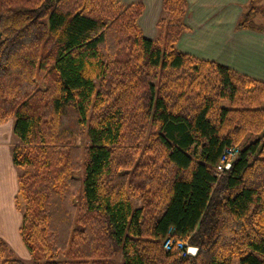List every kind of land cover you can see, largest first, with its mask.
Here are the masks:
<instances>
[{
	"label": "trees",
	"instance_id": "trees-1",
	"mask_svg": "<svg viewBox=\"0 0 264 264\" xmlns=\"http://www.w3.org/2000/svg\"><path fill=\"white\" fill-rule=\"evenodd\" d=\"M161 6L148 38L140 1L0 0L28 264H264V80L177 49L186 1ZM0 264L27 263L0 237Z\"/></svg>",
	"mask_w": 264,
	"mask_h": 264
},
{
	"label": "crops",
	"instance_id": "crops-1",
	"mask_svg": "<svg viewBox=\"0 0 264 264\" xmlns=\"http://www.w3.org/2000/svg\"><path fill=\"white\" fill-rule=\"evenodd\" d=\"M120 1L124 5L141 1L143 11L138 25L144 36L157 37L156 21L163 16L162 0ZM185 1L183 23L186 29L176 42L177 49L196 57L216 60L264 80V24L237 27L249 0ZM12 126L13 118L0 122V237L13 248V242L16 246L21 245L25 252L19 233L21 211L15 205L18 169L12 161V146L16 141Z\"/></svg>",
	"mask_w": 264,
	"mask_h": 264
},
{
	"label": "rangeland",
	"instance_id": "rangeland-1",
	"mask_svg": "<svg viewBox=\"0 0 264 264\" xmlns=\"http://www.w3.org/2000/svg\"><path fill=\"white\" fill-rule=\"evenodd\" d=\"M141 2V1H140ZM262 4L264 3V0H261L260 2H258V4ZM255 4V3H254ZM262 14L264 13H261V11H259L256 15V17L253 19V24H258V25H261V24H264V16H262ZM261 23V24H260ZM262 106H264V103H262ZM9 118H12V117H9ZM7 118V119H9ZM6 119V120H7ZM17 141H15L14 144H16ZM76 143L79 144L80 146H84L87 144V139L84 137V135H82V137H78L77 140H76ZM13 147V146H12ZM78 175V174H77ZM134 204H137V201H133ZM21 237V236H20ZM5 241V240H4ZM6 242V241H5ZM21 242H22V239H21ZM7 243V242H6ZM8 246L10 247V249L12 250L13 254L18 257V258H21L24 262H26L27 264L28 263H31L32 261V258L30 256V253H29V250L27 249L26 246H23L25 252L22 251V247L21 245L19 246H16L15 243L13 242V245H14V248L9 244L7 243ZM25 245V244H23ZM28 252V253H27ZM115 259L117 261H120V255L117 254L115 255Z\"/></svg>",
	"mask_w": 264,
	"mask_h": 264
},
{
	"label": "built area",
	"instance_id": "built-area-1",
	"mask_svg": "<svg viewBox=\"0 0 264 264\" xmlns=\"http://www.w3.org/2000/svg\"><path fill=\"white\" fill-rule=\"evenodd\" d=\"M237 152V148L236 147H229V148H225L222 155L220 156V159L216 165V169L217 170H223L225 168H228L230 165V160L231 158H233L235 156ZM165 249H170L171 246V240L170 239H166L164 244H163ZM175 247L179 250L185 248V251L187 252V250L190 247H194V246H188L185 243L181 242V241H177L175 243Z\"/></svg>",
	"mask_w": 264,
	"mask_h": 264
},
{
	"label": "water",
	"instance_id": "water-1",
	"mask_svg": "<svg viewBox=\"0 0 264 264\" xmlns=\"http://www.w3.org/2000/svg\"><path fill=\"white\" fill-rule=\"evenodd\" d=\"M196 252H197V248L196 247H190L187 250V253H189V254H195Z\"/></svg>",
	"mask_w": 264,
	"mask_h": 264
}]
</instances>
